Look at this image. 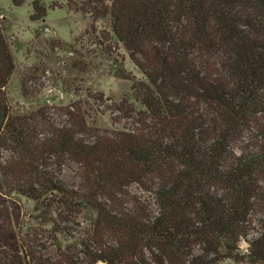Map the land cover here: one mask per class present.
<instances>
[{"label": "trees", "instance_id": "1", "mask_svg": "<svg viewBox=\"0 0 264 264\" xmlns=\"http://www.w3.org/2000/svg\"><path fill=\"white\" fill-rule=\"evenodd\" d=\"M55 2L92 25L109 17L146 81L134 102L114 101L130 130L96 128L76 105L13 112L0 18V264H264V217L249 237L264 215V0ZM32 9V21L47 15L42 0ZM68 164L76 186L61 178ZM21 197L54 211V227L92 212L85 237L55 257L30 248L15 230Z\"/></svg>", "mask_w": 264, "mask_h": 264}, {"label": "rangeland", "instance_id": "2", "mask_svg": "<svg viewBox=\"0 0 264 264\" xmlns=\"http://www.w3.org/2000/svg\"><path fill=\"white\" fill-rule=\"evenodd\" d=\"M25 0L16 6L13 0H0V18L3 31L10 44L15 70L5 88L13 112H28L38 106L51 109L54 117L66 106L76 105L88 116L96 128L133 129L130 119L121 118L114 110V101L132 98L131 86L138 80L146 81L142 72L131 61L121 43L116 42L109 17L92 25L88 14L74 13L62 8H52L53 0H42L47 8L44 19L32 21V2ZM66 4V0H55ZM59 40L63 44L52 45ZM22 83L26 93L22 96ZM78 168L68 164L62 169L61 178L69 185L79 183ZM134 192L149 197L134 185ZM21 211L15 228L19 237L30 248L42 249L45 256H56V245H66L83 239L90 227L93 213L62 212L66 219L57 227L52 225L56 213L42 204L21 197ZM258 213L254 216V229L249 237L261 230ZM61 227L65 230H61ZM247 242L242 240L239 249L245 251ZM104 264V263H98ZM221 264H234L231 259Z\"/></svg>", "mask_w": 264, "mask_h": 264}, {"label": "built area", "instance_id": "3", "mask_svg": "<svg viewBox=\"0 0 264 264\" xmlns=\"http://www.w3.org/2000/svg\"><path fill=\"white\" fill-rule=\"evenodd\" d=\"M247 247H248V244H247ZM247 247H246L245 251L247 250Z\"/></svg>", "mask_w": 264, "mask_h": 264}]
</instances>
